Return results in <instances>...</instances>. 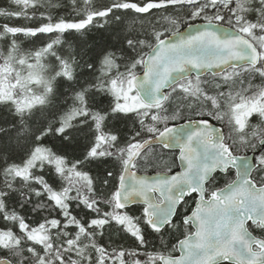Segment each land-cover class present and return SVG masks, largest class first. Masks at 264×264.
I'll list each match as a JSON object with an SVG mask.
<instances>
[{
  "label": "snow or ice",
  "instance_id": "1",
  "mask_svg": "<svg viewBox=\"0 0 264 264\" xmlns=\"http://www.w3.org/2000/svg\"><path fill=\"white\" fill-rule=\"evenodd\" d=\"M0 264H264V0H2Z\"/></svg>",
  "mask_w": 264,
  "mask_h": 264
},
{
  "label": "trees",
  "instance_id": "2",
  "mask_svg": "<svg viewBox=\"0 0 264 264\" xmlns=\"http://www.w3.org/2000/svg\"><path fill=\"white\" fill-rule=\"evenodd\" d=\"M0 2H2V0H0Z\"/></svg>",
  "mask_w": 264,
  "mask_h": 264
}]
</instances>
